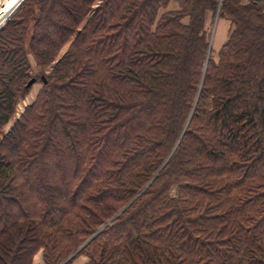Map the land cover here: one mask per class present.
Wrapping results in <instances>:
<instances>
[{
    "label": "trees",
    "instance_id": "trees-1",
    "mask_svg": "<svg viewBox=\"0 0 264 264\" xmlns=\"http://www.w3.org/2000/svg\"><path fill=\"white\" fill-rule=\"evenodd\" d=\"M96 1L0 29V264H264V0Z\"/></svg>",
    "mask_w": 264,
    "mask_h": 264
},
{
    "label": "rangeland",
    "instance_id": "rangeland-1",
    "mask_svg": "<svg viewBox=\"0 0 264 264\" xmlns=\"http://www.w3.org/2000/svg\"><path fill=\"white\" fill-rule=\"evenodd\" d=\"M101 0H97L94 5H98V2H100ZM4 0H0V8L3 4ZM25 0H21L17 6L15 7V9L12 11V13L9 15V17L6 19V21H4L1 25H0V29L5 25V23L10 19L12 18L17 12H21L22 8L25 7ZM27 3V2H26ZM177 7V3L172 1L168 8H176ZM38 8L36 7V5L34 6V13L37 14L38 12ZM34 13L28 17L26 19V24L28 25V29H27V33L25 35V42H26V45H27V49H28V42L30 40V37L33 33V17H34ZM35 14V15H36ZM208 32H209V56L214 58V59H217V53H218V50L221 48L222 44L227 40V37L229 35V32H230V28H231V24H230V20L226 17H221L219 16L218 14H216L214 16V18H211V19H208ZM67 45H65L60 51H64L66 49ZM29 51V50H28ZM28 55H29V59H30V62H31V65H32V75L35 76L36 78V81L33 80L32 84H31V87H30V90L29 92L26 94V96L23 98V99H20L18 104H17V107H16V112H15V115L14 117L10 120V122L8 124H6L3 128V131L5 132L9 127L10 125L12 124L13 120L18 117L20 115V113L23 111L24 109V106L29 104L30 102H32L38 91L41 89L42 87V84L41 82L39 81L40 79V76H39V72H38V69L37 67L35 66V63H34V59L32 58V56L30 55V52H28ZM49 70V69H47ZM152 180V179H151ZM150 183V181L147 183V185ZM146 185V186H147ZM137 196V195H136ZM136 196L130 200L124 207L126 208L133 200H135ZM123 209H121L120 211H122ZM117 215V214H116ZM113 216L112 218H110L108 222L112 221L115 217ZM106 223V224H107ZM103 226H101L97 232H99L101 229H102ZM96 232V233H97ZM95 235V233L92 235V237ZM91 237V238H92ZM90 238V237H89ZM88 238V239H89ZM90 238V239H91ZM87 239V240H88ZM89 239V240H90ZM86 240V241H87ZM88 240V241H89ZM85 241V243H86ZM87 241V242H88ZM85 243L81 244V246H79L78 250L85 245ZM77 250V251H78ZM74 253H77L76 251L73 252ZM72 254V255H73ZM71 255V256H72ZM69 258V257H68ZM67 260V259H66ZM88 256L85 254V253H81L79 254L77 257H75V259L70 263V264H83V263H86L88 262ZM42 254H41V251H38L35 255H34V258H33V264H41L42 263Z\"/></svg>",
    "mask_w": 264,
    "mask_h": 264
},
{
    "label": "bare ground",
    "instance_id": "bare-ground-1",
    "mask_svg": "<svg viewBox=\"0 0 264 264\" xmlns=\"http://www.w3.org/2000/svg\"><path fill=\"white\" fill-rule=\"evenodd\" d=\"M21 0H4L0 8V25L6 21Z\"/></svg>",
    "mask_w": 264,
    "mask_h": 264
},
{
    "label": "water",
    "instance_id": "water-1",
    "mask_svg": "<svg viewBox=\"0 0 264 264\" xmlns=\"http://www.w3.org/2000/svg\"><path fill=\"white\" fill-rule=\"evenodd\" d=\"M33 80H34V78L32 79V81H33ZM91 237H92V236H91ZM91 237H90V238H91ZM90 238H89V239H90ZM89 239H88V240H89ZM88 240H87V241H88ZM87 241H86V242H87Z\"/></svg>",
    "mask_w": 264,
    "mask_h": 264
}]
</instances>
